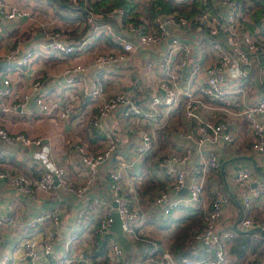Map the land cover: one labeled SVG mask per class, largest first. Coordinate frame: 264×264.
<instances>
[{
	"label": "built area",
	"instance_id": "obj_1",
	"mask_svg": "<svg viewBox=\"0 0 264 264\" xmlns=\"http://www.w3.org/2000/svg\"><path fill=\"white\" fill-rule=\"evenodd\" d=\"M95 1L69 0L73 7L85 9L81 12L83 19L77 23L89 25L85 36L77 38L64 28H50L46 41L37 47L22 48L24 35L21 34L6 51V58L16 70L46 51L69 55L91 49L94 65L107 67L116 63L131 65L142 50L147 51L145 69L135 73L125 87L108 93L103 76L91 78L90 94L99 101L93 124L101 126L105 137L103 145L96 150L84 143L76 144L87 171L79 182L71 179L67 166L53 156L50 145L41 136L24 130L11 131L0 121V142L5 140L31 148L33 159L41 166L38 175L9 169L4 160L11 149L0 147V186L14 189L22 196L47 197L62 190L82 202L74 216L76 227L67 238L64 254L60 255L56 245L59 228L64 223L63 207L43 206L31 214L26 225L32 233L19 243L24 264H42L41 259L54 255L57 258L49 264H264V235L252 237L251 245L238 240L243 232L234 228L235 221L225 223V214L233 200L221 189L219 169L223 158L213 148H207L219 142L235 145L237 132L232 117L243 118L251 138L243 152L255 151L258 165L264 170V93L259 96L254 83V78L264 83V66L251 76L253 63L260 62L264 55V37L249 28L242 0H202L205 7L193 11L191 6L183 9L175 6L191 0H174L175 7L165 9L158 5L152 16L140 12L138 7L132 10L122 5H115L101 16L93 4ZM25 2L28 5L20 7L16 0H0V34L5 28L2 18L29 17L39 25H47L48 21L40 17L31 0ZM100 17L104 18L99 20ZM50 19L54 23L58 17L50 15ZM102 34L114 44L96 47ZM88 68L82 62L68 61L63 73L73 83ZM12 70L8 69L3 77L0 66V111H17L34 98L42 113L60 118L72 115L73 101L60 103L49 99L43 92L40 77L33 79L21 101L8 100ZM143 88H148V97L142 102L136 94ZM119 106H123L124 119L137 117L148 123L154 121V125L139 128V143L127 149L134 154L132 159L125 157L111 167L122 137L117 129L105 127L102 119ZM178 110L185 123L182 136L190 144L161 149L157 128L164 127ZM193 151H197L198 159L187 171L185 165ZM148 155L167 184L143 196L135 184L127 181L126 175L136 160ZM109 163L106 169L110 175L109 196L91 194L100 180L101 168ZM232 182L240 192L242 206L238 227L242 230L263 227L259 209L264 205V179L255 180L253 169L239 166L232 173ZM207 185L213 193L208 203ZM184 186L188 187L186 193L180 192ZM16 203V197H12L8 210L0 211V233L15 219ZM114 207L119 211L124 234L133 243L130 254L112 228ZM182 208L203 210L202 226L190 228L182 247L173 249L147 232L149 216L165 218ZM238 242L244 250L241 255L233 250ZM12 257L10 248L0 249V264H11Z\"/></svg>",
	"mask_w": 264,
	"mask_h": 264
},
{
	"label": "crops",
	"instance_id": "obj_2",
	"mask_svg": "<svg viewBox=\"0 0 264 264\" xmlns=\"http://www.w3.org/2000/svg\"><path fill=\"white\" fill-rule=\"evenodd\" d=\"M16 2L20 7L28 5V2H25V0H16ZM50 2L58 4L54 0H48V4ZM46 3L47 0H31L33 8L39 11L40 17L48 21L45 26L39 25L36 19L29 17L25 19L2 18L5 25L3 32L0 34V54L3 55V58H0V66H3V77L7 75L8 69H13L11 73L12 91L7 99L10 101H21L20 98L25 91L30 89L33 79L40 77L43 80L42 88L46 96L52 100L57 99L60 103H64L68 99L73 101L74 112L68 118H60L55 114L47 115L40 111L35 99L32 98L27 104L21 108L19 107L17 111H0V121L9 127L11 131L24 130L31 135L41 136L43 141L50 145L53 156L67 166L71 179L79 182L86 175L87 171L84 170L82 154L77 150L76 144L84 143L91 149L96 150L103 145L105 137L101 126L93 124V120L98 113L99 101L90 94L91 78L96 75L103 76L106 79L108 93H111L121 86L125 87L131 82L135 73H141L145 69L147 51L142 50L137 60L131 65L116 63L109 67L94 65L93 50L91 49L82 53H72L69 55L46 51L36 56L29 65H25L22 69L16 70L12 62L6 58V51L17 35H24L22 48L37 47L42 41H46L47 31L50 28L69 29L68 21L64 18L65 16L69 17V13H66L65 8L74 9V12L75 10L82 12V7L78 9L72 5L60 6L59 12L62 11V14L65 16L61 17L63 19L62 22H57L59 19V16H57L58 19L52 23L50 15L55 14V11L53 8H48ZM247 18L249 23L255 21L252 15ZM74 26L77 32H82L86 24L79 26L75 23ZM261 26L263 25L261 24ZM261 26L255 25V31L264 37ZM76 37L78 38V36ZM111 44H114V42L104 34L100 35L96 41V47L98 45L107 47L111 46ZM68 61L82 62L90 68L81 72L75 82L69 83L63 73V69ZM261 66H264V55L261 56L260 62L255 61L253 63L251 76L254 72L260 70ZM254 83L257 94L261 96L264 93V83L260 82L258 78H254ZM136 96L138 100L143 102L148 97V88H143ZM122 109L123 106H119L102 119V124L105 127L117 129L122 138L119 147L114 152L112 165L109 163L101 168L103 171H101L100 180L92 189L91 194L109 196L108 181L110 175L106 169L110 165L111 167L117 166L118 162L125 159V157L132 159L134 154L128 153L127 149L139 143L141 139L139 128H147L154 125V121L148 123L137 117L126 120L124 119ZM181 117L180 110H178L172 114L164 127L157 128L159 136L158 145L161 149L165 146L171 148L173 146L190 144V141L182 136L185 123L181 120ZM232 118L234 119V130L237 132V138L235 140L236 146L219 142L207 147L213 148L223 158V161L227 160L224 169L222 170V165L219 169V174L222 179L221 189L229 193L233 200V204L229 205L227 213L225 214L224 220L226 224L233 223L242 213V207L239 203L240 192L232 182L234 169L239 166L249 167L254 170L255 180L264 179V170L258 165L257 153L255 151H251L250 153L243 152V148L251 142L249 133L246 130L245 120L238 117ZM173 120H178L179 122ZM3 146L11 149V154L4 160L6 167L13 170L32 172L33 175L39 174L41 166L33 159L31 148L20 143H9L5 140L0 142V147ZM149 157L151 156L148 155L145 158L136 160L133 163L131 172H128L127 175L125 173L127 181L135 184L143 196L146 192L155 190L161 186H166L167 184V180L155 170L154 161ZM197 159V151H193L189 161L185 165L187 171H190L195 166ZM225 177H227L228 186L226 185ZM149 186L151 188H148ZM212 194V189L207 185L205 190L207 203L211 199ZM12 197H16L17 199L14 209L15 219L0 233V249L10 248L13 253L11 264H24L25 258L19 243L21 239L32 233V229L26 225V221L32 213L40 210L43 206L55 207L58 205L63 207L64 223L59 228V242L56 245V249L58 255L61 253L64 254L67 238L76 227L74 216L76 210L82 203L81 199L77 200L76 197L62 190L58 194L55 193L47 197H38L35 195L22 196L16 190L6 189L2 185L0 186V211L5 212L8 210L9 200ZM260 207L261 209L259 211L263 216L264 223V205ZM184 209L186 208H182L172 214L174 218L166 224L171 230L181 222L182 218L176 215L184 212ZM153 219L159 220L161 218H158L156 215L149 216L148 224H153ZM247 234L250 237L249 240L252 241V237L264 235V226L262 229L251 231ZM76 243H80V240H76ZM56 258L54 255L48 259L43 258L41 261L42 264H49Z\"/></svg>",
	"mask_w": 264,
	"mask_h": 264
},
{
	"label": "trees",
	"instance_id": "obj_3",
	"mask_svg": "<svg viewBox=\"0 0 264 264\" xmlns=\"http://www.w3.org/2000/svg\"><path fill=\"white\" fill-rule=\"evenodd\" d=\"M54 1L59 4V5L57 4L58 6H64L65 7V6L71 5L69 0H54ZM108 1L109 0H96L95 2H93L95 8L98 9V11L102 13V16H105L104 13H106L109 9H112L115 5H122V6H124L125 9H132V10H135L138 7V5H136V3L132 0H111L109 2ZM188 2L189 1H187L185 3L176 4L174 0H155L152 7H151V11L149 13L152 16L155 8L158 5H161L165 9H169V8L173 7L174 6L173 3H175V6H178L181 9L186 8L188 6H191V9L193 11L195 9L205 7V4H206L202 0H196V1L194 0V2L191 0L189 3ZM257 3H259L261 6L256 8L254 13L252 14L255 21H253L252 23L248 22V26L251 29V31H253V32L255 31V25L261 26L262 20L264 19V0H257ZM82 12H84V11H82ZM126 12L128 13L129 11H126ZM131 17L137 18V17H135V15H133ZM102 18H104V17H100L98 19L100 20ZM126 18H130V17L126 16ZM262 25H263V26H261L262 30H263L262 32L264 33V24H262ZM88 28H89V25H86L84 27V30L82 31V33H80L78 36H85V34H87V32H88ZM225 173H226V171H225ZM222 175H223V173H222ZM148 188H151V186H149ZM184 212H189V213L184 215V216H180V218H182L181 222L175 226V228L173 229L174 232L172 231L173 235H174V237H173V240H174L173 243L174 244L172 245L173 249H175V248L179 249L180 247H182L183 239L191 227H193L194 225L202 226V223H203L202 222L203 210L198 211V210H195L193 208H188V209H184ZM172 214L168 217V219H167L168 221H170L174 218V216ZM249 239H250V237L247 233H240V235L238 236V240L246 241V242H249V244L253 245L252 241ZM234 249L238 252V255H241L244 251L240 247L239 242H238V244H236L234 246L233 250Z\"/></svg>",
	"mask_w": 264,
	"mask_h": 264
},
{
	"label": "rangeland",
	"instance_id": "obj_4",
	"mask_svg": "<svg viewBox=\"0 0 264 264\" xmlns=\"http://www.w3.org/2000/svg\"><path fill=\"white\" fill-rule=\"evenodd\" d=\"M109 1H111V0H109ZM132 1H134L136 3V5H138V9L140 12H143V13L147 12L149 15L150 14L149 12L151 11V7H152L155 0H132ZM192 1L194 2V0H192ZM242 3L244 5L245 16H248V17L254 13V11L257 7L261 6L259 3H257V0H242ZM46 5L48 8L54 9L56 15L52 14L53 16H59V19L57 20V22H62L63 19H61V17L65 16V15L62 14V11L59 12L60 6H58L54 2H50L48 4V0H47ZM51 5H53V6H51ZM65 9H66V13H69V17H66V16L64 17V18H66V21H68L69 31L73 36H78L82 32H77L75 30L74 24L78 23L79 19H83L84 15L81 12H79L78 10H75V12H74V9L73 10H71L69 8H65ZM188 213L189 212H181V213H179L177 215L175 214V215L176 216H184ZM168 217L161 218L159 220L153 219L152 220L153 224H149L146 229H147V232L151 236H154V237L160 239L164 244H170V246L173 247L172 245L174 244L173 243L174 242V240H173V237H174L173 232L174 231L171 230L166 225L168 223V220H167Z\"/></svg>",
	"mask_w": 264,
	"mask_h": 264
},
{
	"label": "water",
	"instance_id": "obj_5",
	"mask_svg": "<svg viewBox=\"0 0 264 264\" xmlns=\"http://www.w3.org/2000/svg\"><path fill=\"white\" fill-rule=\"evenodd\" d=\"M2 64V63H1ZM227 162V160H224L222 162V170L224 169V165ZM225 182L226 185L228 186V181H227V177H225ZM188 191V187L184 186L183 188L180 189V192L182 193H186ZM113 203L116 205V201H113ZM242 207V206H241ZM113 216H114V221H113V225L112 228L114 229V231L117 233L118 237L120 238V240L124 243L125 248L127 249L128 253H132L133 250V243L126 237V235L124 234L123 230H122V220L119 214V211L117 209V207H114L113 210ZM242 217V213L241 215L235 220L233 226L234 228L238 229L240 232L243 233H248L254 230H258V229H262L261 226H255L252 227L248 230H242L238 227L237 222L240 220V218ZM200 244H202V241H200Z\"/></svg>",
	"mask_w": 264,
	"mask_h": 264
},
{
	"label": "bare ground",
	"instance_id": "obj_6",
	"mask_svg": "<svg viewBox=\"0 0 264 264\" xmlns=\"http://www.w3.org/2000/svg\"><path fill=\"white\" fill-rule=\"evenodd\" d=\"M113 225V224H112Z\"/></svg>",
	"mask_w": 264,
	"mask_h": 264
}]
</instances>
